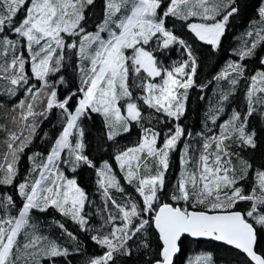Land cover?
<instances>
[{
  "label": "snow or ice",
  "instance_id": "6c2138e0",
  "mask_svg": "<svg viewBox=\"0 0 264 264\" xmlns=\"http://www.w3.org/2000/svg\"><path fill=\"white\" fill-rule=\"evenodd\" d=\"M94 4L95 0H0V59L3 61L0 63V80L8 81L7 90L13 95L17 87L27 86L26 100L16 106L20 109L19 115L12 118L13 123L22 124L23 128L19 135L8 133L7 150L0 163V184H13L18 173L19 155L35 136L38 118L46 119L53 108L61 109L65 118L49 154L40 163L32 158L37 178L18 184L23 204L17 215L10 214V209L15 207L12 196L0 199V211L3 212L0 215V264H21V261L23 264H55L56 258L69 255L67 248L40 234L37 224L32 222L33 210L47 212L52 208L79 224L82 230H89L84 214L88 196L75 178L64 174L61 165L67 166L72 173L81 166L97 168L85 154L82 118L93 113L102 115L109 141L130 132L132 122L142 120L141 109L129 89L130 70L136 75L143 72L148 78L146 82L142 79L140 84L145 93L141 97L143 104L177 121L184 114L197 63L190 45L166 26V20L171 17L187 22L197 18L200 22H189L186 27L200 41L218 48L229 18L239 12L236 0H168L167 4L164 0H105L103 22L96 31L89 32L82 22L86 20L85 10ZM21 9L25 15L17 21ZM258 15L264 22V4L258 7ZM6 30L18 39L10 38ZM262 33L264 28L256 33L258 40L250 46L246 44L237 53L241 60L254 54L259 41L264 40ZM248 35L252 36V33ZM66 37L77 39L69 41ZM150 44L154 48L150 49ZM174 45L185 50L187 59L171 69L161 67L154 51ZM20 48H26L28 59L18 51ZM66 48L77 51L81 64L79 91L82 96L72 110L69 102L76 93L60 100L55 83L49 80L64 66ZM29 62L32 77L41 82L40 87L29 86L32 77L25 70ZM261 63L264 64V58ZM243 74V64L233 62L228 65L222 76L225 79L231 77L233 87L223 94L222 102L229 100ZM157 77L161 82H153ZM251 81L247 90L248 110L243 116L233 110L219 126V135L204 140L194 162L189 146L185 145L184 170L171 195V200L177 204L183 201L184 206L162 203L161 200L165 194L170 151L175 150L185 135L179 124L160 147H157L160 134L141 125L140 142L115 156L125 173L124 179L142 197V205L117 203L110 189L124 192V188L111 165L105 162L97 169L98 184L117 214L108 213L102 225L109 227L107 234L92 235L91 239L105 251L90 259L88 264H118V257L132 255L129 241L147 229H154L160 242L154 258L147 264H175L174 258L181 252L185 237L222 242L241 250L254 264H264V254L257 251L256 227L264 230V171L255 172L256 186L246 193L240 182L247 178L252 165L232 150V145L241 149L257 147L256 132L249 129L248 123L249 117L257 111L256 104L261 105L260 111L264 114V71L252 76ZM59 82H64L62 76ZM122 99L124 105L119 103ZM37 104L43 105L39 112L35 110ZM222 112L223 107H220L210 117L213 124ZM25 130L27 136H24ZM241 202H250L249 207L239 210L237 205ZM55 223L64 229L62 223ZM64 231L76 239L67 229ZM144 247L150 245L145 242ZM188 264H214V261L211 254H200L189 259Z\"/></svg>",
  "mask_w": 264,
  "mask_h": 264
},
{
  "label": "trees",
  "instance_id": "16d2710c",
  "mask_svg": "<svg viewBox=\"0 0 264 264\" xmlns=\"http://www.w3.org/2000/svg\"><path fill=\"white\" fill-rule=\"evenodd\" d=\"M167 2L168 0H164V4H167ZM104 3L105 0H95L94 6H89L85 10L86 20L82 23L87 31L97 30V26L103 21ZM261 4H264V0H236L235 6L239 8V12L229 18L225 34L221 38L218 48L200 41L186 27L189 22H200L197 18L187 22L171 17L166 20V26L190 45L197 63V71L193 77L194 84L188 89L185 112L178 121L166 117L162 113H156L153 109L143 104L142 95L137 93L138 91L140 93L144 92L140 84L142 79L145 82L148 79L143 72L137 75L136 78L131 75L129 79L134 93L133 98L142 112V120L139 123L132 122L130 132L118 136L113 141H109L106 138L107 128L102 115L93 113L89 117L81 119V127H83L85 132V154L97 166L96 169L81 166L76 173H73L88 196L84 214L90 218L87 225L89 230H82L79 224L52 208H49L47 212L33 210L31 214L32 222L37 224L40 234L47 236L50 240H54L69 251V255L66 258H56L55 264H88L90 259L103 255L105 251L104 248L91 239L92 235L107 234L109 227H102V225H104L108 213L117 214L114 206L106 200L103 189L98 184L100 177L97 175V169L102 168L105 162L114 166L113 172H115L116 178L124 188V192L110 189V194L116 199L117 203L135 202L142 205V197L135 191L133 185L128 184L124 179L125 175L119 169L115 156L120 151L134 147L140 142L143 135V127L151 128L160 134L158 147L162 146L163 141L173 134L177 124L184 129L185 135L181 137L180 144L170 153L169 169L165 175V194H162L161 197L162 203L177 204V202L171 200V195L175 192L184 170L182 159L184 158L185 145L189 146L190 155L194 162L202 150L201 145L204 140L214 133L217 136L219 135V126L231 116L233 110L240 112L242 116L248 110L247 90L252 83L251 77L260 72V70L264 71V64L261 63V59L264 56V40L259 41L254 49V54L250 57L241 60L237 53L246 44L250 46L253 41L258 40L256 33L261 28H264V22L261 21L258 15V7ZM163 7L164 5H162ZM24 15V10L21 9L16 20H21ZM248 33H252V36H249ZM6 34L10 38L18 39L14 33L8 30H6ZM66 39L70 41L77 38L66 37ZM148 47L152 49L154 45L150 44ZM18 51L23 52L25 58L28 59L29 53L26 48H20ZM154 55L159 65L166 69L172 68L174 62L180 63L187 59L185 50L179 45L154 51ZM64 56L65 61L61 71L50 76L49 80L55 83L57 97L60 100L72 93H76L69 102V108L72 110L77 106V102L82 96L79 91L82 78L79 71L81 64L75 49L66 48ZM233 62H239L244 65V74L239 84L235 86V91L230 95L229 100L222 102L223 94L232 90L233 87L230 83L231 77L225 79L222 74L228 68V65ZM0 63H3L2 59H0ZM25 70L32 77L30 62L26 64ZM61 76L64 80L63 83L59 82V77ZM32 84L37 87L41 86V82L34 77L29 81V86ZM8 87V81L0 80V163H3V157L7 150L8 132H16L19 135L23 128L22 124L13 123L12 118L14 116L18 117L20 109L16 106L21 100H26L27 96L25 92V87L27 86L17 87L14 95L9 94ZM220 107H223V112L219 114V119L213 124L210 117ZM255 107L257 111L249 117L248 127L256 132L257 147L255 149L247 147L241 149L237 145H232V150L242 160L252 165L247 178L240 182V186L244 188L246 193H250L251 189L256 186L255 172L264 171V114H261V105L256 104ZM42 109V104L35 106L37 112ZM64 121V114L59 108H53L47 114L46 119L43 117L38 118L39 126L35 136L31 138V143L19 155L18 173L13 184H0V199L10 195L15 202V207L10 209L11 215H17L18 209L23 204V198L18 194V184L23 183L26 179L37 178L36 173L33 172L32 158L35 157L36 163H40L49 154L51 147L63 129ZM27 135L28 132L25 130L24 136ZM234 163L237 164V167L240 166L235 159ZM61 169H65L67 173L70 172L65 165H61ZM249 203L241 202L237 205V208L243 211L249 207ZM179 204L184 206L183 201L179 202ZM197 210L202 209L198 208ZM0 215H3L2 211H0ZM56 221L62 223L64 229L72 233L76 239L73 240L69 237L64 229L59 228L55 223ZM256 227L258 229L257 251L260 254H264V230H260L258 225ZM145 242L150 245L149 248L144 247ZM159 243L158 234L154 229H147L143 233H138L133 240L129 241L132 255L118 257V264H147L149 259L154 258V253L158 250ZM200 254H211L214 264H252L245 255L233 247L212 240H197L191 237L182 238L181 252L176 257L175 264H188L190 258ZM21 264H23V261H21Z\"/></svg>",
  "mask_w": 264,
  "mask_h": 264
},
{
  "label": "rangeland",
  "instance_id": "374dc122",
  "mask_svg": "<svg viewBox=\"0 0 264 264\" xmlns=\"http://www.w3.org/2000/svg\"><path fill=\"white\" fill-rule=\"evenodd\" d=\"M103 22V21H102ZM101 22V23H102ZM263 58H264V56H263ZM183 62V61H182ZM181 63V62H180ZM179 64V63H178ZM177 63H174L173 64V66H172V68L174 67V66H176V65H178ZM171 69V68H170ZM258 70V69H257ZM260 71H263V70H260ZM256 72H258V71H256ZM134 76L135 78H136V74L133 72V71H131L130 70V72H129V78H128V84H129V89H130V91H132V93H133V90H132V88H131V84H130V81H129V79H130V76ZM153 82H156V83H159V82H161V80H160V78H158V79H155V81H153ZM139 90V89H138ZM137 90V91H138ZM138 94H140V95H145V93L143 92V93H140L139 91L137 92ZM133 96H134V93H133ZM120 105H124L125 104V100H120ZM122 112H124V109L122 108ZM181 140H182V138L178 141V143H177V146L180 144V142H181ZM177 146H176V148H177ZM157 147H158V143H157ZM175 148V149H176ZM170 153H171V151H170ZM170 156V155H169ZM182 161H183V159H182ZM109 165H111V167H112V170L114 171V166L112 165V164H110L109 163ZM118 167H119V162H118ZM119 169H120V167H119ZM118 169V170H119ZM121 170V169H120ZM62 171H64V174L66 175V176H68V173L65 171V169H62ZM122 171V170H121ZM123 172V171H122ZM115 173V172H114ZM124 173V172H123ZM124 175H125V173H124ZM69 178H73V177H71V176H68ZM75 179L77 180V178H76V176H75ZM77 183H78V180H77ZM79 184V183H78ZM80 185V184H79ZM87 217V219L89 220L90 218L88 217V216H86ZM23 239H24V237H23V235L21 236V238H20V240L21 241H23ZM193 258V257H192ZM191 259V258H190Z\"/></svg>",
  "mask_w": 264,
  "mask_h": 264
},
{
  "label": "water",
  "instance_id": "95a60500",
  "mask_svg": "<svg viewBox=\"0 0 264 264\" xmlns=\"http://www.w3.org/2000/svg\"><path fill=\"white\" fill-rule=\"evenodd\" d=\"M170 204H172V203H170ZM174 206H180V205H174ZM192 210V209H191ZM193 239H197V238H193ZM199 239H204V240H210V239H207V238H199ZM216 242V241H215ZM218 243H221V244H223L222 242H218ZM225 245V244H224ZM228 246V245H227ZM230 247H233V246H230ZM234 248V247H233ZM237 250V249H236ZM239 252H241L243 255H245L246 257H247V255L246 254H244L241 250H238ZM260 254V253H259ZM179 254H177V256H178ZM248 258V260L252 263V264H254V262H252L251 261V259L249 258V257H247ZM174 260H176V257L174 258Z\"/></svg>",
  "mask_w": 264,
  "mask_h": 264
},
{
  "label": "crops",
  "instance_id": "0c3cea01",
  "mask_svg": "<svg viewBox=\"0 0 264 264\" xmlns=\"http://www.w3.org/2000/svg\"><path fill=\"white\" fill-rule=\"evenodd\" d=\"M93 31H96V30H93ZM93 31H91V32H93ZM155 79H158V77L155 78ZM212 135H215V133L212 134ZM68 176H71V177L75 178V175L71 171L68 173Z\"/></svg>",
  "mask_w": 264,
  "mask_h": 264
},
{
  "label": "bare ground",
  "instance_id": "6f19581e",
  "mask_svg": "<svg viewBox=\"0 0 264 264\" xmlns=\"http://www.w3.org/2000/svg\"><path fill=\"white\" fill-rule=\"evenodd\" d=\"M176 58V57H175ZM172 59V58H171ZM176 60V59H175ZM175 63V62H174ZM177 63V62H176ZM178 64V63H177ZM7 133V132H6ZM9 133V132H8ZM7 137H8V135H7ZM30 158V157H29Z\"/></svg>",
  "mask_w": 264,
  "mask_h": 264
}]
</instances>
